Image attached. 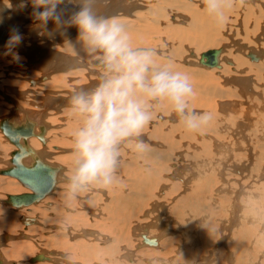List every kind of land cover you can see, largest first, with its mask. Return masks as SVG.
<instances>
[{
    "label": "bare ground",
    "instance_id": "bare-ground-1",
    "mask_svg": "<svg viewBox=\"0 0 264 264\" xmlns=\"http://www.w3.org/2000/svg\"><path fill=\"white\" fill-rule=\"evenodd\" d=\"M20 3L21 0H0V16L3 18V23H0V62L4 63L5 67V69L2 68L4 69L2 71L5 75L9 71H18L21 74L15 78L25 81L23 87L17 85L10 89L5 86V81L1 82L0 77V99L10 102L8 107H11L13 111L12 114L3 116L0 114L2 116H0V154L9 150L6 155L8 157L9 154L8 161L10 163L6 166L5 161L4 164L1 163L2 156L0 157L1 165H5V167L0 166V190L6 192L4 197H0V202L9 203L11 207L14 206L18 210L45 200L49 195H54L51 200L50 198L48 201L46 199L47 204L43 201V204H46L44 212L45 218L48 220L46 222L49 224L44 226L47 228L45 230V233L48 234L47 238L51 237L47 241L61 247L52 248L49 251H39L29 258L27 257L26 264L30 261L35 264L43 262L58 264L64 257L67 264H72L71 262L78 259L81 264H93L94 261L101 264H119L122 254L118 250H123L121 246L123 236L126 231L129 236L131 229L135 234H141L140 231L138 233L137 228L143 222L136 220L135 225H130L131 223L128 221L126 227L118 226V222H115L111 227L106 225L100 227L101 232L110 234L112 239L111 242L103 236L100 243L102 245L113 243L117 250L109 253V250L103 251L97 246V249L94 248L90 253L91 259H88L85 250L80 249L82 245L79 241L80 237L84 236L85 230L71 228L67 224V216L63 217L66 212L71 210L65 200L66 196L71 193L76 194L77 191H72V185L61 184L67 179V176L64 175L65 167L63 165H52L46 162V156L55 158L53 149L56 152L76 150L73 139L76 140L77 133L84 123L82 127H78L75 122H72V119L77 117L78 120H84V117H80L78 112L72 110L71 100L74 96L93 92L103 76L102 68H100V72L97 71L99 68L94 70L91 65L93 63L102 67L100 61L88 54L82 41L78 38L76 27L72 26L70 22L74 13L80 10L82 0H63L55 10V15L60 18L59 22L49 19L47 23L40 21L34 15L36 11H43V8L37 9L31 0H27V6L21 9ZM217 3V8L210 10L206 0H91V7L95 15L104 18H118L124 25L130 43L135 49L153 52L157 66H167L174 72L186 74L193 87L194 95L186 97L187 107L183 116L174 110L172 102L167 99L148 101L149 109H154L152 119L138 136L125 139L139 141V143L136 144L135 141L131 145L130 152L128 146L125 148L127 154H130V160L121 159L122 162H116L114 178L110 184L104 186L103 182L99 183V188H112L116 196H121L116 201L111 200L109 205L112 207L111 218L119 219L124 223L127 221L124 215L127 216V214H120L117 209L118 203L124 197L136 199L135 203L127 210L128 218L140 212L142 207L145 209V207L153 205L168 208L179 195H185L188 191H191V195L203 193V197L212 201L221 213L220 225L209 228L207 234L200 228L196 229L191 218L183 217L181 212L173 210L171 213L160 212L159 222L162 223L150 230H159L160 234H157L160 236H155L151 232L148 235H141V242H143V238H146L148 242L154 243L156 248L161 245L160 237L163 236L167 237L165 245L177 242L176 245L173 244L172 248L175 253L171 254L176 258L173 261L174 264H180L179 259L186 258L190 253L188 250L186 257L183 256L187 242L197 239L200 242L199 245L207 247L210 235L215 236L216 244L222 241L221 243L225 245L227 242L226 249L228 251L224 252V256L233 262L237 258V252H240L237 250L238 248L236 249L241 235L243 236L240 231L248 229L244 228V225L249 226L253 221L255 223V219L261 215L258 211L264 212V0H217ZM13 28L18 29L22 37L20 43L12 49L24 53L18 60L13 59L12 50L8 52L5 47ZM65 36L71 37L66 38ZM6 52L8 55L5 54ZM198 52L199 54H197ZM15 61L17 68H15ZM86 75L91 79L90 82H85L87 79L89 80ZM78 80L81 81L78 83ZM94 85H96L95 88H93ZM12 96H15L18 101L30 103L35 109H32L31 105H27V109H23L25 102L21 103L23 104L21 106ZM7 110L9 111V109ZM17 110L21 111L20 115L17 114ZM37 110H43L42 120L40 111ZM30 111L37 113L36 118L39 117V119L37 118L39 121L31 116H35V112L30 113ZM205 114L211 117L207 122L200 119ZM189 115L195 116L198 127H188L187 118ZM45 116H48L47 120H44ZM1 123H6L13 129L8 128L9 131L6 127H2ZM51 125L53 129H57L53 132L56 135H61L62 138L55 136L53 143L51 144L50 141L48 144L47 127ZM24 126L29 129L28 134L26 132L22 134L16 130ZM60 127L65 128H61L63 130L59 131ZM210 130L214 131L213 135H208ZM64 133L67 134L68 140H64ZM125 140L122 141L123 144ZM141 143L142 148L138 147ZM42 144L46 147H43ZM121 144L119 143L117 148ZM207 147L221 150L232 148V152L221 154L214 160H207L203 153ZM19 148L26 150L27 153L19 158L17 156L14 163L12 155L17 154ZM164 148L171 149L172 156L167 155ZM71 161L74 162L75 159L72 158ZM15 165H21L24 168L40 165L47 172V190L35 199H31L28 204L17 205L10 200L12 195L32 192L18 178L4 173ZM128 165L135 168L127 167ZM165 167L168 168L171 175L167 180L157 182V184L164 182L162 193L159 194L155 191L150 193L144 186L145 179L139 178L146 172L155 170L162 173L167 172ZM232 167L236 170L242 169L245 175L243 173L234 175ZM122 172L126 173L127 178ZM209 173L210 176H208ZM133 177L137 179H133ZM113 181L115 182L114 186L112 185ZM169 181H173V183L170 185ZM60 188H68L69 191L63 192ZM234 189L244 190L246 196L244 203H237L236 195L227 200L220 199L216 195L220 191L231 192ZM15 192L17 194H11ZM144 195H146V199L142 201L144 204L142 206L138 199ZM60 200H62L61 204H59ZM106 203L104 199L103 204ZM9 204L8 206H10ZM63 206L65 207L63 208ZM133 207L136 208L135 213H132ZM41 211L43 212V210ZM12 213L7 212L2 218L7 222L10 218L13 219L17 216L18 220L22 221V227L15 229L17 232L10 238L27 239L29 233L24 231H27L30 225L36 221L39 223V220L34 217H31L30 220L27 219L29 214L17 212L18 214L14 216ZM209 213V210L195 207L192 210V217L195 221L203 220ZM165 218L169 219L165 221ZM51 222L53 224H50ZM175 224L178 225V228L174 226ZM20 225L16 222L12 227L18 228ZM191 226L194 227L192 229L195 237H189ZM261 226V228L253 229L258 230V233L253 232L255 236L252 238L259 239V241L263 240L262 236L259 237L258 234L264 233V217ZM35 229L37 228L35 227ZM219 229H221L220 234ZM8 237L7 234L2 238H5V241L9 240ZM91 238L93 243L97 241V238ZM124 241L127 244L129 242L128 239ZM84 245L87 250L89 245ZM61 249H63L62 252ZM216 250L220 253L219 248ZM70 251L73 254H65ZM159 251L161 253L162 250L156 252ZM258 254L264 256V247ZM126 255H128L129 261L134 262L133 264H142V260L138 256L134 258L133 251H126ZM19 256L20 253H12L7 246L4 250L1 247L0 264H21L13 259V257ZM22 256L25 257L23 254ZM159 257V262L156 264H170L168 261L170 257L164 258L162 255Z\"/></svg>",
    "mask_w": 264,
    "mask_h": 264
},
{
    "label": "rangeland",
    "instance_id": "rangeland-1",
    "mask_svg": "<svg viewBox=\"0 0 264 264\" xmlns=\"http://www.w3.org/2000/svg\"><path fill=\"white\" fill-rule=\"evenodd\" d=\"M46 37H47V35H46ZM65 37L67 38V37H71V36H65ZM12 52H13V54L14 53L18 54L19 57H22L23 54H24V53H21L20 50H12ZM197 54H199V52ZM159 56L162 57V55H159ZM86 61L88 62V60H86ZM92 62H94V61L92 60ZM1 65H3V66L1 67ZM91 65H92L94 70H97L99 68V70H97V71L101 72L100 68H102V67H99V66H97L96 64H93V63ZM185 66L188 67L187 64H185ZM3 67H4V63L3 64L1 63L0 64V77H1V82L5 81V83H6L5 86H8L10 89L12 87H14V86H17V85H19L20 87L24 86L25 81H23V79H21L23 83L21 82V80L18 79L20 84L18 83V80L16 79L17 76L19 74H21V73H19L18 71H16V72L9 71L5 75V73L2 71V70L5 69V67H4V69H2ZM15 68H17L16 67V61H15ZM14 73H17V74H14ZM86 76L88 77V75H86ZM7 77H10V78H7ZM15 79H16L17 83L15 82ZM7 80H8V82H7ZM9 80H10V82H9ZM90 80L91 79L89 78V80L87 79L85 82L86 83L90 82ZM80 81L81 80H78V83ZM13 82H15L14 83L15 85H13ZM82 82H84V81L82 80ZM67 83L69 84L70 82H67ZM95 87H96V85L93 86V88H95ZM12 97L15 99L16 102H18L20 104L21 103L24 104V102H25L26 105L24 104V106H23V104H21V106L24 107V108L22 107L23 109H27L26 106L27 105H29V106L31 105L30 103L27 104L26 101H18L15 98V96H12ZM0 102H1L0 103V114L2 116L5 115V114H12V112H13L12 108L8 107V103H10V102H8L7 100H5V102H4V99H2V98L0 99ZM30 107H33L32 109H35V107L32 106V105ZM7 109H9V111ZM37 111H40V113L39 112L38 113L41 116V113H43V110H37ZM149 111L152 113V112H154V109L152 108V110H151V108H150ZM18 112L19 111L17 110V114L20 115L21 111L19 113ZM31 112L34 113L35 111H30V113ZM36 114L37 113L35 112V116L34 115H31V116H33V118H35V119H37V118L39 119V117L36 118ZM37 116H39V115H37ZM79 116L81 117L82 115L80 114ZM43 117L41 116L40 119L42 120ZM46 118H48V116H45L44 120H47ZM38 119H37V121H39ZM73 119H74V117H73ZM73 119H72V122H75V124H77L78 127H82L83 126L84 120H78L77 117L74 120ZM56 120H58V119L56 118ZM59 120H60V118H59ZM65 125L67 126L66 123H65ZM65 127H60L59 131H62ZM51 128H52V131H51ZM61 128H63V129H61ZM47 129H48V131H47L46 135H47V140L49 142L48 144H50V141H51V144L53 143V140H54L55 136L56 137L59 136L60 138H62L61 135H59V134L56 135V133L53 132V131H57V129H53L52 125L47 127ZM49 131H50V133H49ZM213 134H214V131L210 130L208 135H213ZM50 135H52V136H50ZM64 135H65L64 136L65 137L64 140H68L67 139L68 138L67 134L64 133ZM70 136L72 138H74L73 135L70 134ZM70 136H69V138H71ZM0 139H1V136H0ZM73 141L76 144V140L73 139ZM135 141H136V144L139 143V141L137 142V140H135V139L125 140L124 144H123V142H121L122 144L119 145V148H117V151L119 152V155H118L119 157L117 158V162H122L123 159H125L126 161L130 160V154L129 155L127 154V151H126L125 148H126V146H128L129 152H130L131 145L133 143H135ZM42 146L46 147L43 144H42ZM7 151L9 152V150H5V151H3L4 154H0V157L2 156V158H1L2 161L1 160L0 161H1V163L3 162V164H4V161H5L6 166H8V164H10L9 161H8L9 154H8V157L6 155ZM164 151H166L167 155L172 156L171 149L164 148ZM52 152L54 153L55 158H52L51 156H46V159H47L46 162H48V163H50L52 165H54V164L63 165L65 167L64 175L67 176L66 177L67 179L65 181H62L61 184H63L64 186L72 185V183H73L72 178L75 175L76 170H77V168L79 166L78 165V160H79L78 156L79 155H78L77 150H71V151H69V150H66V151L65 150H61V151L56 152V150L53 149ZM231 152H232V148H229V149H226V150H221V149H217V148H214V147H207V149L203 151V153L205 155V158L207 160H214L217 157H219L221 154H228V153H231ZM5 158H7V159H5ZM72 158L75 159L74 162L71 161ZM182 158H183V156L180 157L181 160H182ZM3 159H5V160H3ZM135 159H137V157H135ZM1 163H0V166L1 167H3V166L5 167V165L2 166ZM127 167H131V166L128 165ZM131 168H135V167H131ZM173 168H175V166H173ZM231 169L233 170L234 175H240L241 173H243V175H245V172L242 169H237L236 170L233 167ZM165 170L167 172H163L162 173V172L157 171V170H155L153 172H146L145 175H143L139 179H145L144 186L148 189V191L150 193L155 191L156 193L159 192V194H161L162 190H163V187H164V182H162L161 184H157V182L159 180H164L165 181V180H167L169 178L168 176L171 175V173H170V171H168L167 167H165ZM122 173H123L124 177L127 178L126 177V173H124V172H122ZM210 175L211 174L209 173L208 176H210ZM113 178H114V173L112 175L111 181L113 180ZM133 179H137V178L133 177ZM100 182H102V180L94 182V183H90L91 185L87 184V185H84V186H80V187H78L76 189V191H77L76 194L75 193H71L68 196H66V198H65V200L67 201V205H68V207L71 210L66 212L65 213L66 215L64 214L63 217L67 216V221H68L67 224L71 228H80V229H84L85 230L84 236L80 237L79 241H80V244L82 245V248H80V249L81 250H85V255L88 257V259H91L90 253L93 252L94 248L97 249V246H99L100 250H103V251H108L109 250V253H112L113 251L117 250L116 245H114L113 243H111V244L104 243L103 245H102V243H100L103 240V236L105 238L109 239L112 242L110 234L103 233V232H101L100 229L102 227H105V225L108 226V227H111L115 222H118V226H125V227H126V224H127L128 221L131 223L130 225H135V223L137 221L139 222V220L141 222H143V224H139V226L137 228L138 233L140 231L141 234L137 235V234H135L134 230L131 229V233L129 232L130 233L129 236H127V231H126L125 236H123V239H122L123 242L121 243V246H122L123 250L122 249L118 250L122 254V257L119 259V261H121V263L123 262L122 264H133L134 263L131 260L129 261L128 255H126V251H133L134 258H136V256H138L139 259L142 260V264H156L157 262H159L158 257L161 256V255L164 256V258L170 257L169 260H168L169 263L170 264H174L173 261L176 260V258L173 257L171 254L175 253V252L172 251V248L174 247L173 244L176 245L177 242L165 245V243L167 241V237H164V236L160 237L161 238L160 242H162V243L165 242V243L163 245L161 243V245L158 246L157 248L154 245V243L148 242L146 238H143V242H141V235H143V234L144 235H148L151 232L155 236H160V235L157 234V233H159V230L150 231L153 227L158 226V225H160L162 223V222H159V214H160V212H162V213H171L173 210L179 211V212H181L183 214V217L191 218V220L194 221V223H195V225L197 227L196 229L200 228L201 231L204 232L205 234H207L209 228H211L213 226H219L220 225L221 213L216 208V206L212 203V201L207 199L206 197H203V193L191 195L190 194L191 191H188V193L185 194V195H179L175 199V201L173 203L171 202V204H170V206L168 208H164L163 206H153V205H151L150 207H145V209H144V207H142L140 209L141 210L140 212L135 213L136 212V208L133 207L132 208V213H135V214L131 218H128L127 210H128V208L131 205H133L135 203L136 199L129 198V197H124L118 203L119 206L117 205V209L119 211L118 213L123 214V215L127 214V216L124 215V218L127 221L124 223L123 221H121L119 219L113 220L111 218L112 207L109 205V203L111 202V200H115L116 201V199L120 198L121 196L120 197L116 196L113 193L112 188H108V187L99 188V183ZM232 182L235 183L234 181H232ZM172 183H173V181H169L170 185ZM112 185L113 186L115 185L114 181L112 182ZM197 186H199V185H197ZM235 187H237V184H235ZM60 189L63 192L69 191L68 188H63V189L60 188ZM3 191L4 190H0V192H1L0 193V197L1 198L4 197V195L6 193L5 191L4 192ZM124 193H125V191L123 192V194ZM11 194H17V193L15 192V193H11ZM216 195L218 196V198L224 199V200H227L230 197H232L233 195L234 196L236 195L235 201L237 203L238 202L239 203H244L246 201L245 192H244V190H241V189H234L231 192L220 191V192L216 193ZM49 198L51 200V198H54V195H49V197L46 198L47 201L49 200ZM46 199L45 200H41L40 202L35 203L33 205L26 206L24 208H19L18 210L14 206L11 207V205L9 203L0 202V204L2 203V204L5 205V207H4V205L2 206V204L0 205V210L3 208L2 209V213L0 211V216H1L0 217V222H1L0 224H3V225H0V238L6 237L7 234L9 236L8 237L9 240H5L4 241L5 238L4 239L2 238V240L0 241V249L2 247V249L4 250L6 248V246H7V248H9L12 253H14V252L20 253V256H19L20 258L19 257H13V259H16V262H20L21 264H26V261L28 260V258L30 256L35 255L39 251H42V250L49 251L52 248L58 249V248L61 247V246L59 247V245H53V244H51V242L47 241V239H51V237L47 238L48 234L45 233V230L47 228H45V226H44V225H46V226L49 225L48 222H46L48 220H47V218H45L46 216L44 214V212L46 210L45 206L47 204ZM104 199L107 202L106 204H103V200ZM144 199H146V195H144L143 197L138 199V200L141 201L142 206H144V204L142 203V201ZM43 201H44V203H46L45 205L43 204ZM61 203H62V200H60L59 204H61ZM8 204L10 206H8ZM42 207H44L45 209H43ZM64 207L65 206H63V208ZM195 207H199V208H201L203 210H209L210 213L205 219H203V220L200 219L198 221H195L193 219V217H192V210ZM41 210H43V212ZM7 212H13L12 215H14V216L16 214H18V213H24V214H27V215L29 214L27 216V219L29 218V220H30L31 217H34L35 219L39 220L40 224L37 223V221L35 220L36 222L33 224L34 226L31 224L29 229H27V231H24L26 233H29V234H27V236H28L27 239H25V238L24 239H21V238L14 239V237L10 238L11 235H13L14 233L17 232V230L15 231V229H20L22 227V223H21L22 221L20 222L18 220L17 216H16L15 217L16 219L15 218H13V219L10 218L6 222L4 220V218H2V217L3 216L5 217V214H7ZM258 212H259V214H261L263 216L261 217V215H260L259 217H257L256 218L257 220L255 219V223L253 221V222L250 223L249 226L244 225V228H248L247 230H241L240 231L241 234H243V236L245 237V239H244L245 241L243 240L244 237L241 235L240 239L242 241L240 240L238 245H237V247H236V249L238 248L237 250H239L241 253L236 251L237 252V254H236L237 256L235 255L238 258V260H237L236 257H235L236 259H234L233 262H231V260L227 259L224 256V252L228 251V249H226L227 242H226L225 245L221 243L222 241H220L218 244H216V239L214 241V237L215 236L210 235L209 239L207 240V243H209L207 247H205L204 245H203V247L201 245H199L200 242L197 239H195V240H193L191 242H187L186 248L183 251V256L186 257V253H187L188 250H190L189 251L190 253L188 254V256L186 258L179 259L180 264H184V263L185 264H249V263L250 264H256V263L264 264L263 263L264 256H261L260 254H258V252L261 250V248L264 247V233L258 234L259 237L262 236L261 238H263V240L260 239V241H259V239L257 240V239L252 238V237L255 236V234L258 233L257 232L258 230H253V229L261 228L262 227L261 225H263L264 212L263 213H261L260 211H258ZM30 214H31V216H30ZM42 216H44V217H42ZM152 217H154V219H151ZM44 218H45V220H44ZM19 219L21 220L22 218H19ZM167 219H169V218H165V221ZM16 222L18 224H21L20 227L19 226H18V228H15V226L12 227V225L15 224ZM53 222L55 223V221H53ZM53 222H51L50 224H53ZM132 223H134V224H132ZM40 226H42V227H40ZM174 226L175 227L177 226V228H178L177 224H175ZM35 227L37 229H35ZM192 228L194 229V227L193 226L190 227V230H191L190 235L191 236L189 235V237H192V236L195 237L196 236V235H194L195 233H194ZM42 230H43V232H42ZM220 231H221V229L218 230L219 234H220ZM253 232L254 233L256 232V233L254 234ZM250 233H252L253 236H252V234L250 235ZM90 236L93 237V238L94 237L97 238L96 239L97 241L95 243H93V239ZM161 236H162V234H161ZM162 238H163V240H162ZM248 238H249V240H247ZM125 239H128V241H129L128 244L126 243V241H124ZM228 240H230V239H228ZM150 241H152V240H150ZM249 241H250V243H249ZM71 242H73V241H71ZM74 242H76V241H74ZM254 242H256V243H254ZM245 243H246V245H244ZM1 244H2V246H1ZM4 244H5V246H4ZM84 244H88L89 245V248L87 250L85 249V245ZM215 244H216V246H215ZM239 244H241V245H239ZM241 246H243V247H241ZM216 247L219 248L220 253H218V251L216 250L217 249ZM124 249H126V250H124ZM167 249H170V250L169 251H165ZM62 250L63 249H61V252H62ZM158 250H162L161 251L162 254L160 253V251L157 253L156 251H158ZM33 251H35V252H33ZM71 253H72L71 251L70 252H65V254H71ZM168 253H170V254L168 255ZM22 254L25 255L26 258L24 256H22ZM204 255H206V256H204ZM206 258H208V259H206ZM5 259H6V257H5ZM247 259H248V261H247ZM78 260H75L74 261L75 263L74 262H71V263L72 264H81V262L78 261ZM121 263H119V264H121ZM27 264H35V263L30 261ZM37 264H41V263H37ZM42 264H45V262H43ZM58 264H67L66 260H65V257ZM93 264H101V263H99L97 261H94Z\"/></svg>",
    "mask_w": 264,
    "mask_h": 264
},
{
    "label": "clouds",
    "instance_id": "clouds-1",
    "mask_svg": "<svg viewBox=\"0 0 264 264\" xmlns=\"http://www.w3.org/2000/svg\"><path fill=\"white\" fill-rule=\"evenodd\" d=\"M62 2L31 0L37 9H44L34 13L44 23L49 19L59 22L55 10ZM206 3L210 10L218 6L217 0H206ZM26 6L27 0H21L19 7ZM70 22L76 27L88 54L100 61L103 72L93 92L74 96L71 100L72 110L84 117V126L78 131L75 144L79 166L72 178L74 192L80 186L101 180L104 186L111 183L119 155L117 145L128 137L138 136L152 119L148 101L167 99L183 116L186 97L194 93L186 74L174 72L167 66L159 67L153 52L135 49L120 20L95 15L91 0H82L80 10ZM0 23H3L2 16ZM21 39L18 29H11L5 45L8 52ZM12 58L18 60L19 55L14 53ZM200 119L207 122L211 117L205 114ZM187 125L198 127L195 116L189 115Z\"/></svg>",
    "mask_w": 264,
    "mask_h": 264
},
{
    "label": "water",
    "instance_id": "water-1",
    "mask_svg": "<svg viewBox=\"0 0 264 264\" xmlns=\"http://www.w3.org/2000/svg\"><path fill=\"white\" fill-rule=\"evenodd\" d=\"M212 57V56H210ZM209 60V59H208ZM208 63L213 64L211 61H208ZM2 127H6V129L11 128L13 129L12 126L7 125L6 123H1ZM9 130V129H8ZM18 132L22 134H28L29 129L24 126L21 128L16 129ZM10 131V130H9ZM8 134H10L8 132ZM20 151V152H19ZM27 151L19 148L17 154H13L12 156V161L15 163L17 156L22 157ZM40 165H33L32 167H22L21 165L13 167V168H8L4 173L9 174L11 176H14L18 178L26 187H28L32 192L29 194H20V195H12L10 197V200L19 205L22 203L28 204L31 199H35L39 195L43 194L47 188H48V178L46 175V170L42 169Z\"/></svg>",
    "mask_w": 264,
    "mask_h": 264
}]
</instances>
